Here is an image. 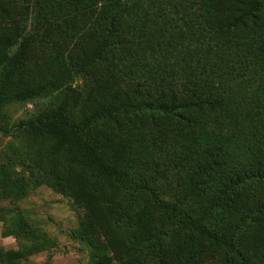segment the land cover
<instances>
[{"label":"trees","instance_id":"1","mask_svg":"<svg viewBox=\"0 0 264 264\" xmlns=\"http://www.w3.org/2000/svg\"><path fill=\"white\" fill-rule=\"evenodd\" d=\"M13 1L0 16L26 27L0 25V118L11 103L48 104L0 131L24 138L33 185L87 214L94 206L134 264H264V97L249 104L226 88L217 47L237 33L244 48L264 0H24L16 12ZM145 2L151 11L136 5ZM177 5L189 8L172 17L189 38L216 39L197 57L199 72L170 60L183 33L158 26ZM80 231L96 264H109ZM32 253L0 246V263L35 264Z\"/></svg>","mask_w":264,"mask_h":264},{"label":"rangeland","instance_id":"2","mask_svg":"<svg viewBox=\"0 0 264 264\" xmlns=\"http://www.w3.org/2000/svg\"><path fill=\"white\" fill-rule=\"evenodd\" d=\"M0 3L2 7L8 6L6 0H1ZM24 3V0H14L9 6L16 12L22 10ZM136 5L143 11L147 8L151 11L147 2L144 6ZM164 6L169 8L168 5ZM36 8L31 6L30 14L33 16L37 14ZM173 9L175 11L169 10L167 15L157 19L158 22L161 21L158 26L162 31H171L175 27L177 33H183L185 47L175 50L170 60H175L178 68L187 73L195 68L196 59L202 51L208 49L207 46L212 41L216 42V39L205 37L197 41L190 37L193 39L191 40L182 23L174 24L172 20V17L179 20L182 12L189 11V8L183 9L177 5ZM261 13L256 29L245 38L244 48L239 43L242 37L237 33H229L217 40L218 54L223 56L219 61L221 81L237 97H246L247 103L255 92L264 97V59H258L260 49L257 48L258 37L264 33V6ZM0 25L1 32L5 34H12L14 30L26 27L20 18L9 23L1 16ZM40 30L43 34L54 35L53 29L45 30L42 27ZM34 55V52L29 53V56ZM199 70L200 67L195 68V72ZM13 81L16 82L17 79ZM77 83L81 84L82 80L77 79ZM47 100L48 98L40 97L8 104L2 108L3 117L0 118V123L9 125L28 119L44 109L48 104ZM24 145L21 134L7 135L0 131V246L6 249H32L33 253L28 259L35 264H96L93 250L87 245L80 231L86 225L89 236L95 238L109 264H134L132 255L111 240L105 226L110 219L101 217L94 206L87 214L86 208L73 205L72 198L47 184L33 185L31 175L34 171L22 154ZM13 179L22 181L20 187L12 183ZM220 254L221 252L215 253L217 261Z\"/></svg>","mask_w":264,"mask_h":264}]
</instances>
